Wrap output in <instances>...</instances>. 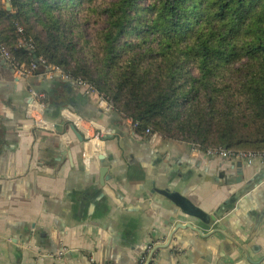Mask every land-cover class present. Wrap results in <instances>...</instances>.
Returning a JSON list of instances; mask_svg holds the SVG:
<instances>
[{
	"label": "crops",
	"instance_id": "obj_1",
	"mask_svg": "<svg viewBox=\"0 0 264 264\" xmlns=\"http://www.w3.org/2000/svg\"><path fill=\"white\" fill-rule=\"evenodd\" d=\"M60 79L23 80L0 56V264H145L155 246L150 264H264V219L254 231L262 164L239 167L242 160L196 153L183 141L151 140L77 85L59 95L70 108L40 99L54 129L38 127L31 90L51 91ZM168 191L210 214L241 195L206 224L183 214ZM178 223L201 234L178 229L171 238Z\"/></svg>",
	"mask_w": 264,
	"mask_h": 264
},
{
	"label": "trees",
	"instance_id": "obj_2",
	"mask_svg": "<svg viewBox=\"0 0 264 264\" xmlns=\"http://www.w3.org/2000/svg\"><path fill=\"white\" fill-rule=\"evenodd\" d=\"M11 2L0 39L12 55L70 77L40 91L47 107L70 108L59 95L81 80L144 137L264 150V0Z\"/></svg>",
	"mask_w": 264,
	"mask_h": 264
},
{
	"label": "built area",
	"instance_id": "obj_3",
	"mask_svg": "<svg viewBox=\"0 0 264 264\" xmlns=\"http://www.w3.org/2000/svg\"><path fill=\"white\" fill-rule=\"evenodd\" d=\"M20 30L22 29L20 28ZM30 46L33 47L31 44ZM0 56L11 64L13 72L18 78L25 80L35 74V70L37 69V64L35 62L26 64L24 62L17 61V59L12 55L10 50L5 46V44L1 41V39H0ZM39 60L42 62H45L42 58H40ZM48 68H49L48 71L42 74L44 77L61 78L64 80L70 79V77L64 74L58 66L48 65ZM75 82L77 83L79 87H81L85 91V93L98 94L97 91L92 86L86 84L85 82L81 80H75ZM31 91L37 99L35 103L36 112L33 113L35 124L38 127L45 126V127L54 129L53 124L48 122L46 118L44 119V117L41 116V114H43L45 110V104L43 102H40V99L44 97V94L36 90H31ZM100 104L101 105L105 104L109 110L112 109L111 103L103 97H100ZM36 115L39 117H36ZM80 120H82V118ZM147 133L150 134L151 140H156L159 137H161L158 133L151 132L150 129H147ZM195 151L196 153L202 152L201 150L197 148ZM203 153L208 156H219L225 160H230V161L237 160V159L242 160V161H245L249 165L259 162L260 164L264 166V150H261V151L238 150L236 151V150H227L223 148H211Z\"/></svg>",
	"mask_w": 264,
	"mask_h": 264
},
{
	"label": "water",
	"instance_id": "obj_4",
	"mask_svg": "<svg viewBox=\"0 0 264 264\" xmlns=\"http://www.w3.org/2000/svg\"><path fill=\"white\" fill-rule=\"evenodd\" d=\"M11 4H12V2H11V0H9L8 1V9H10ZM30 99H33L32 95H30ZM56 128L61 129V126L56 125ZM72 130L74 131V133L78 136V138L80 140H82V141L85 140V136L79 130L77 125L73 124ZM101 159H102V157H101ZM242 165H243V161H240L238 163V166L241 167ZM255 185H257V184H253L251 187H253ZM248 190H250V189L249 188L246 190L244 189L242 192L245 193V191H248ZM165 194L180 208V210L183 214H185L189 217L198 219V220H200L206 224H212L214 221H216L217 218H221L225 214L226 211H228L229 209L234 207V202L241 195V194L234 195L232 199L227 200L224 204H222L220 206L219 209H217L215 212L210 214L206 210H204L202 207L195 204L189 197H187L186 195L182 194L179 191H168V192H165ZM263 219H264V207H263L262 212L260 214L259 220L255 224L254 231L258 228V226L261 224ZM187 228L193 229L196 232H198L199 234H201L200 229L193 226V224H191V223H178V224H176L175 228L172 231L171 238L173 237V235L176 233V231L178 229H187ZM158 248H162V246H155L154 247V249L150 252V256H149V258L145 264L151 263L152 257L155 253V250H157Z\"/></svg>",
	"mask_w": 264,
	"mask_h": 264
}]
</instances>
